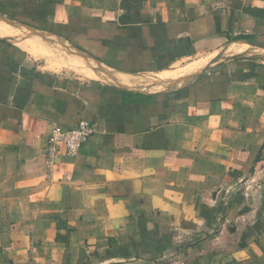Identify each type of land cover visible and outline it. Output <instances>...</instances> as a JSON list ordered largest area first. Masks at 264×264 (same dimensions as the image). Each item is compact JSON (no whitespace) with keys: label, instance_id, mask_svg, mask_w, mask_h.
<instances>
[{"label":"crops","instance_id":"obj_1","mask_svg":"<svg viewBox=\"0 0 264 264\" xmlns=\"http://www.w3.org/2000/svg\"><path fill=\"white\" fill-rule=\"evenodd\" d=\"M0 264H264V0H0Z\"/></svg>","mask_w":264,"mask_h":264},{"label":"built area","instance_id":"obj_2","mask_svg":"<svg viewBox=\"0 0 264 264\" xmlns=\"http://www.w3.org/2000/svg\"><path fill=\"white\" fill-rule=\"evenodd\" d=\"M94 131L93 124L86 120H80L70 128H63L60 125L53 126L43 150L47 165L52 167L62 157H72L77 154Z\"/></svg>","mask_w":264,"mask_h":264},{"label":"bare ground","instance_id":"obj_3","mask_svg":"<svg viewBox=\"0 0 264 264\" xmlns=\"http://www.w3.org/2000/svg\"><path fill=\"white\" fill-rule=\"evenodd\" d=\"M33 41V40H32ZM27 42V41H26ZM29 42V41H28Z\"/></svg>","mask_w":264,"mask_h":264}]
</instances>
